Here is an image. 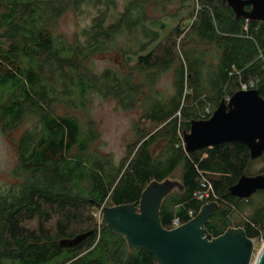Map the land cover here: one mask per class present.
I'll use <instances>...</instances> for the list:
<instances>
[{
    "label": "trees",
    "instance_id": "obj_1",
    "mask_svg": "<svg viewBox=\"0 0 264 264\" xmlns=\"http://www.w3.org/2000/svg\"><path fill=\"white\" fill-rule=\"evenodd\" d=\"M188 1L192 22L171 14L176 26L165 35L157 12L166 17L170 7ZM84 4L98 11L91 27L73 43L55 37L51 27ZM117 8V0H0V126L10 134L34 119L14 139L19 181L0 190V264H160L143 249L130 250L94 212L138 204L151 182L173 179L177 171L184 189L163 202L166 229L199 213L204 202L197 194L207 180L220 198L206 226L211 237L238 227L251 239H264V192L255 201L229 191L242 176L264 172H250L255 160L248 147L226 143L188 154L183 139L191 121L208 119L207 108L214 112L242 84L254 82L264 98V23L237 19L224 0H128L122 13L112 15ZM180 38L193 45L179 58L175 95L167 103L154 100L144 116L154 129L139 132L120 164L91 149L99 137L93 122L57 114V103L85 105L91 89L134 104L143 87L132 73L96 75L86 62L114 55L135 60L130 71H166L176 63ZM246 209L251 215L234 225V216ZM89 232L77 246L60 244Z\"/></svg>",
    "mask_w": 264,
    "mask_h": 264
},
{
    "label": "water",
    "instance_id": "obj_2",
    "mask_svg": "<svg viewBox=\"0 0 264 264\" xmlns=\"http://www.w3.org/2000/svg\"><path fill=\"white\" fill-rule=\"evenodd\" d=\"M224 1L237 19L264 23V0ZM183 139L188 154L226 143H242L248 147L251 159L258 160L264 155V98L256 89L236 92L223 100L208 119L191 121ZM177 189H184L181 182L153 181L138 204L104 207L102 225L123 236L130 250L143 249L160 264H264V245L253 261L255 241L243 228L231 227L224 234L211 237L206 226L219 207L216 202L203 205L187 223L166 229L161 221V208ZM229 191L240 199L264 191V172L242 176ZM91 234L62 240L60 244L74 247Z\"/></svg>",
    "mask_w": 264,
    "mask_h": 264
},
{
    "label": "rangeland",
    "instance_id": "obj_3",
    "mask_svg": "<svg viewBox=\"0 0 264 264\" xmlns=\"http://www.w3.org/2000/svg\"><path fill=\"white\" fill-rule=\"evenodd\" d=\"M117 1V10L111 12L114 16H118L123 12L124 6L128 0ZM188 3L189 1L185 4L177 2V4L169 8V14H166V17H164V14L161 12H157L156 17L159 18L161 23L167 25L165 35H169L176 26V22L173 20L175 14H178L181 19H187L185 22L186 25L192 22V20L189 19L192 18L190 17L191 10L186 8L188 7ZM97 12V9L92 4H84L78 10H69L51 27V31L54 33L55 37H63L67 42L73 43L77 35L81 37L83 31L91 27L93 18L97 15ZM114 20L115 17L114 19L112 18L108 24ZM178 44V58L176 59V63L173 68L166 71H152L149 73L130 71V67L135 64V60L130 63L129 60L124 59L122 56L114 55L104 56V58H101L102 56L92 57L86 62L85 68L91 70L89 72L93 74L101 75L106 70H113L112 72H118L121 77L124 76L126 78L132 73L137 84L143 87V90L138 96V101L134 104L127 105L130 101L128 99V102L124 105L125 103L121 104L115 100L113 96H106L101 91L91 89L86 97L85 105H81L80 101L76 99L73 104H69L68 102L61 104L57 103L54 106L57 114L75 116L84 124L93 122L98 130L99 137L96 142L92 144L91 149L107 155V157L112 158L116 164H120L127 156L128 147L138 140L139 132H150L154 129V125L150 121L144 119L145 114H147L146 111L150 109L151 104L153 102L155 103V101L167 103L175 95L174 84L177 67L180 64L179 58L182 56L183 48H191L193 43L189 41L184 42V40L180 38ZM208 59L211 60L210 56ZM83 72L88 73V71H81V73ZM33 125L34 119L28 117L19 129L10 134H4L0 126V190L8 189L18 183L19 179L14 176V168L17 164L14 139L22 135L24 131L31 129ZM263 169L264 160L258 159L254 161L250 172L256 174ZM180 174L181 172L177 171L171 180L180 182ZM260 192L261 191L254 194L251 198L255 201H259L262 197ZM251 212V209H246L242 214H236L233 218V224H241L244 218L251 215ZM94 216L100 221L99 211H95ZM254 241L255 253L253 261L263 247L264 239H254Z\"/></svg>",
    "mask_w": 264,
    "mask_h": 264
},
{
    "label": "built area",
    "instance_id": "obj_4",
    "mask_svg": "<svg viewBox=\"0 0 264 264\" xmlns=\"http://www.w3.org/2000/svg\"><path fill=\"white\" fill-rule=\"evenodd\" d=\"M255 86V83L254 82H250L249 84H242V89L241 90H251L253 89ZM207 114L208 115H212L213 112H211L210 108H207ZM203 190L200 191L198 194H197V198L204 202V205L205 204H209V203H212V202H216L217 203V200H220V198L214 193V190L212 188V186L208 183L207 180L204 181L203 183ZM104 208V207H103ZM103 208H101V210L99 211V220H100V223H101V218H102V210ZM190 215L192 216V218L194 217L193 213L191 212ZM182 223L176 219L174 222H173V228H177L179 226H181Z\"/></svg>",
    "mask_w": 264,
    "mask_h": 264
},
{
    "label": "crops",
    "instance_id": "obj_5",
    "mask_svg": "<svg viewBox=\"0 0 264 264\" xmlns=\"http://www.w3.org/2000/svg\"><path fill=\"white\" fill-rule=\"evenodd\" d=\"M161 24H163V23H161L160 21H158L156 25L159 27Z\"/></svg>",
    "mask_w": 264,
    "mask_h": 264
},
{
    "label": "flooded vegetation",
    "instance_id": "obj_6",
    "mask_svg": "<svg viewBox=\"0 0 264 264\" xmlns=\"http://www.w3.org/2000/svg\"><path fill=\"white\" fill-rule=\"evenodd\" d=\"M248 9H250V8H248ZM264 192V191H263ZM219 208V207H218ZM216 211V210H215Z\"/></svg>",
    "mask_w": 264,
    "mask_h": 264
}]
</instances>
